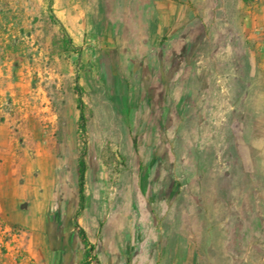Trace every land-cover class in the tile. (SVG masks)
<instances>
[{"label":"rangeland","instance_id":"obj_1","mask_svg":"<svg viewBox=\"0 0 264 264\" xmlns=\"http://www.w3.org/2000/svg\"><path fill=\"white\" fill-rule=\"evenodd\" d=\"M181 1L193 19L163 21L152 0H0V62L38 88L39 115L49 102L73 194L79 66L86 202L104 224L83 221L91 240L127 207L136 264H264V0ZM21 184L15 214L0 215V264L57 245L48 221L62 182L39 185V232L25 221L36 184Z\"/></svg>","mask_w":264,"mask_h":264},{"label":"crops","instance_id":"obj_2","mask_svg":"<svg viewBox=\"0 0 264 264\" xmlns=\"http://www.w3.org/2000/svg\"><path fill=\"white\" fill-rule=\"evenodd\" d=\"M152 2L156 10L151 15L163 18V21L193 19L192 15H188L189 5L181 0H152ZM37 99L38 88L33 87L31 83L12 79L9 67L0 62V215L11 217V214H15L24 197V188L21 184L23 179L25 182L34 183L37 189H31L26 195L34 193L38 202L25 221L39 232L42 225L39 212L44 206V197L42 201L39 200V185L62 182L53 218L48 221L57 245H52L47 254H42L40 249H34V261L20 264H80L84 259V245L73 227V215L78 207L77 187L75 186L76 190L73 194L72 180L68 181V177H72L73 172L68 171L65 168V160L54 153V115L49 111V102L41 107L47 113L39 115ZM41 121H45L46 128L41 125ZM76 182L77 173L75 185ZM134 214L135 209L127 207H119L115 213H109L107 223L111 228L107 226L103 241L97 243L90 239L89 229L83 221L92 230L94 225L103 228L104 224L101 220L103 218L98 208L89 207L87 202L85 203L78 222L86 230L94 249H103V256L98 257V264H136L141 260L131 230L129 239L128 236L125 238V232L121 229L125 223L133 221ZM15 218H11V222L17 221ZM119 233L123 238L119 237ZM69 235L76 237L75 244L68 240ZM117 235L119 238L115 240ZM7 264L14 263L8 260Z\"/></svg>","mask_w":264,"mask_h":264},{"label":"trees","instance_id":"obj_3","mask_svg":"<svg viewBox=\"0 0 264 264\" xmlns=\"http://www.w3.org/2000/svg\"><path fill=\"white\" fill-rule=\"evenodd\" d=\"M247 2L248 0H242ZM52 4V0H50V5ZM51 9V7H50ZM52 17H55L52 14ZM57 20V19H56ZM58 21V20H57ZM62 30L64 31L65 35L67 36V32L65 28L62 26ZM67 42H70V39L67 38ZM78 46H75L74 49H77ZM78 55H80L79 51H76ZM79 62V61H78ZM79 66L76 68L73 81H74V88L77 93L76 98V108L78 111V116L76 120V141H77V159H76V173H77V193H78V207L73 215V227L75 228L77 235L84 245V255L86 259H84L80 264H88L89 258L92 256V252L94 250L93 244L90 242L89 237L87 235L86 230L79 224L78 217L82 210L85 207L86 203V175H87V154H88V116H87V109L88 106L84 102L82 98V87L80 85V75H79ZM134 146L136 145L137 141L136 138H132Z\"/></svg>","mask_w":264,"mask_h":264}]
</instances>
